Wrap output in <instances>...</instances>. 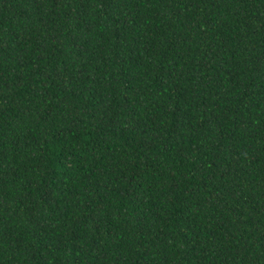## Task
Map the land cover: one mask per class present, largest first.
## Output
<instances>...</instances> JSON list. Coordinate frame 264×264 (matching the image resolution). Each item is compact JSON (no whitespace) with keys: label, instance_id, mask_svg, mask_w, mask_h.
<instances>
[{"label":"trees","instance_id":"1","mask_svg":"<svg viewBox=\"0 0 264 264\" xmlns=\"http://www.w3.org/2000/svg\"><path fill=\"white\" fill-rule=\"evenodd\" d=\"M0 264H264V0H0Z\"/></svg>","mask_w":264,"mask_h":264}]
</instances>
